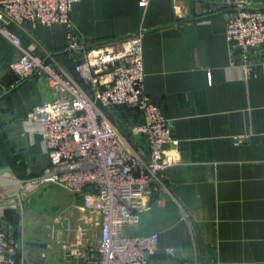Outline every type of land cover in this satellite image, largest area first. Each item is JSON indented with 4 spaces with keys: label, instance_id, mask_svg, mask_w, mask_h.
Wrapping results in <instances>:
<instances>
[{
    "label": "crops",
    "instance_id": "0c3cea01",
    "mask_svg": "<svg viewBox=\"0 0 264 264\" xmlns=\"http://www.w3.org/2000/svg\"><path fill=\"white\" fill-rule=\"evenodd\" d=\"M236 1L264 7V0H150L146 6L139 0H77L72 5L74 33L90 45L145 28L143 90L171 121L177 139L175 145L164 144L174 161L163 172V184L142 198L148 207L139 212L135 226L125 228L131 234L158 235L159 247L149 264H264V49L249 54V72L242 70L239 51L230 53L224 27ZM4 27L23 47L37 43L38 54L71 57L62 54V23L10 22ZM19 55V48L0 33V93L6 92L0 99V123L6 136H14L10 145L29 178L49 165L29 109L54 99L57 91L37 76L11 87V65ZM108 115L128 131L140 121V112L126 105ZM129 140L147 157L144 137L131 133ZM27 186L22 192L0 189V201H8L13 192L20 200L19 210L4 208V213H19V225L1 220L16 235L18 261L78 263L88 245L83 228L93 217L99 226V216L80 211L81 197L58 186L70 209L72 229L66 231L56 213L34 208L44 187L31 196ZM31 198L30 210L25 201Z\"/></svg>",
    "mask_w": 264,
    "mask_h": 264
},
{
    "label": "built area",
    "instance_id": "2783aa9c",
    "mask_svg": "<svg viewBox=\"0 0 264 264\" xmlns=\"http://www.w3.org/2000/svg\"><path fill=\"white\" fill-rule=\"evenodd\" d=\"M75 1L0 0V33L20 50L11 65V87L37 76L57 91L54 99L29 109L30 121L38 125L46 145L49 165L45 172H55L30 182L55 184L79 195L77 208L99 216L97 242L88 244L81 260L72 264H149L159 247L158 235L131 234L125 228L135 226L139 212L148 207L142 198L163 184V172L174 161L164 144L175 145L177 139L172 136L171 121L143 90L145 28L122 39L90 45L74 33L70 12ZM149 1L139 3L146 6ZM10 22L19 26L26 22L64 24L63 51H69L74 61L71 71L59 56L48 51L38 54L37 43L23 47L4 27ZM224 33L230 53L238 50L242 70L249 72V54L264 49V7L250 8L236 1L225 20ZM119 105L140 112V121L132 131L120 129L109 117L108 111ZM131 133L144 137L147 157L134 149ZM83 165L89 166L81 168ZM54 218L66 231L72 229L66 211H59ZM1 220L2 216L0 264H25L17 259L16 235ZM166 252L173 253L170 248Z\"/></svg>",
    "mask_w": 264,
    "mask_h": 264
},
{
    "label": "rangeland",
    "instance_id": "374dc122",
    "mask_svg": "<svg viewBox=\"0 0 264 264\" xmlns=\"http://www.w3.org/2000/svg\"><path fill=\"white\" fill-rule=\"evenodd\" d=\"M114 123H116L118 126H121L122 128H125V126H123L121 121H118V119H116V121H114ZM44 187V188H43ZM60 187V186H59ZM42 194L44 196H42V199L40 201H38L37 204L34 205V208L36 209V211H38V209H44L46 212H51V213H58L60 210H64L66 212H69L70 209L68 206L64 205V193L61 190H58V185L55 184H45V183H41V182H28V186H27V192L28 194H30L31 196H33V192H35L38 189H42ZM21 190V192L23 191L22 186L19 189ZM12 199L15 200L17 195L13 194L11 195ZM10 197H8V201L11 200ZM28 200V198H27ZM5 201V200H4ZM18 203L16 204H12L8 207V209L11 210H19L21 208V204H20V200H17ZM35 201H33V199L31 198L30 203L28 201H25L26 206L27 204H31V207H29V209H32V204ZM38 208V209H37ZM98 221L96 220L95 217L91 218L88 221V225L86 227L83 228V232L85 233V237L87 240V244H95L97 242V237H98Z\"/></svg>",
    "mask_w": 264,
    "mask_h": 264
},
{
    "label": "water",
    "instance_id": "95a60500",
    "mask_svg": "<svg viewBox=\"0 0 264 264\" xmlns=\"http://www.w3.org/2000/svg\"><path fill=\"white\" fill-rule=\"evenodd\" d=\"M69 51H63L62 54H68ZM63 63L71 68L74 65V61L70 58L67 57L66 55L62 58ZM6 92L0 93V98L5 94ZM5 133V131L3 130ZM14 138V136H7V140H11ZM12 147V146H11ZM89 166V165H88ZM87 165H83L81 168L88 167ZM54 171L50 172H45L41 175L34 176V177H29V178H20L12 168V166L9 164L8 159L6 155L4 154L2 148L0 147V189L3 188H15V189H20L21 186L24 183L30 182L32 180H37L42 177H47L52 174H54ZM18 197H16L15 200L12 201H0V216H2L5 220L14 223L16 225H19V218L20 215L18 212H13V213H4V208L9 207L12 204L18 203Z\"/></svg>",
    "mask_w": 264,
    "mask_h": 264
},
{
    "label": "trees",
    "instance_id": "16d2710c",
    "mask_svg": "<svg viewBox=\"0 0 264 264\" xmlns=\"http://www.w3.org/2000/svg\"><path fill=\"white\" fill-rule=\"evenodd\" d=\"M5 94L2 96L4 97ZM1 97V98H2ZM0 98V99H1ZM6 133L3 132V129L1 128V123H0V147L2 148L4 154L6 155L9 164L12 166L14 169L15 173L20 177V178H26L25 171L23 169V163L21 161V157L19 154H13V149L10 146L9 140H7V136L5 135ZM11 210L5 211V213L10 212Z\"/></svg>",
    "mask_w": 264,
    "mask_h": 264
},
{
    "label": "flooded vegetation",
    "instance_id": "af4514ba",
    "mask_svg": "<svg viewBox=\"0 0 264 264\" xmlns=\"http://www.w3.org/2000/svg\"><path fill=\"white\" fill-rule=\"evenodd\" d=\"M10 142V141H9ZM11 146V145H10ZM13 152V154H16V152H14V151H12Z\"/></svg>",
    "mask_w": 264,
    "mask_h": 264
}]
</instances>
